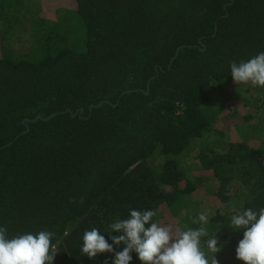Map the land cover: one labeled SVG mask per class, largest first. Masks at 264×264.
I'll use <instances>...</instances> for the list:
<instances>
[{"label": "trees", "instance_id": "obj_1", "mask_svg": "<svg viewBox=\"0 0 264 264\" xmlns=\"http://www.w3.org/2000/svg\"><path fill=\"white\" fill-rule=\"evenodd\" d=\"M53 1L39 15L46 49L0 54V226L54 232L53 264H112L113 253H81L85 230L111 243L104 231L130 209L185 229L204 213L219 264H244L230 218L264 208V145L202 141L231 62L264 51V0ZM212 177L236 189H212Z\"/></svg>", "mask_w": 264, "mask_h": 264}, {"label": "clouds", "instance_id": "obj_2", "mask_svg": "<svg viewBox=\"0 0 264 264\" xmlns=\"http://www.w3.org/2000/svg\"><path fill=\"white\" fill-rule=\"evenodd\" d=\"M230 71L237 85L264 87V51L247 60L232 61ZM79 202L82 204L83 198ZM156 215L154 210L130 209L127 218L115 219L104 231L111 243L99 228L85 230L81 253L90 259L113 253L112 264H131L133 252L142 264H219L216 254L223 245L217 234H209L206 214L199 213L192 221L198 226L186 229L162 225L153 219ZM230 226L243 230L236 258L244 264H264V208H247L232 215ZM55 235L49 230L9 235L8 228L0 226V264H53L59 252L53 243Z\"/></svg>", "mask_w": 264, "mask_h": 264}, {"label": "rangeland", "instance_id": "obj_3", "mask_svg": "<svg viewBox=\"0 0 264 264\" xmlns=\"http://www.w3.org/2000/svg\"><path fill=\"white\" fill-rule=\"evenodd\" d=\"M44 2L45 0H0V14L11 20L5 24L6 21L2 18V15L0 16V43L2 41L0 54L8 51L16 59L28 60L34 58L35 60L36 50L46 49V44L41 39L42 31L39 22V15L42 12L41 4ZM52 2L54 1L52 0ZM13 19H16V21H13ZM3 25L8 26L7 31ZM53 53L50 54L51 57H54L58 51ZM214 97L216 112L214 111L213 132L202 141L203 147L214 148L213 145L217 138L230 146V141H237V139L240 143L246 141L244 137L247 138L246 142L254 141L257 144L264 145V87L253 89L250 84L237 85L231 80H226L219 84V90L214 92ZM225 99H228L227 102H223ZM236 110L238 112L235 113ZM234 114L239 126L232 123L233 118L231 116ZM250 115L253 116L252 122L245 124L243 118ZM215 150L221 151V148L217 146ZM191 158V156L183 158L184 167L189 172L196 169ZM224 187L234 190L236 189V182L224 186L221 179L212 177V189L216 188L218 190ZM210 208L211 206L208 203L205 211L210 213ZM212 220L209 219V223L206 225L207 228L211 225ZM169 221H167L168 224Z\"/></svg>", "mask_w": 264, "mask_h": 264}, {"label": "water", "instance_id": "obj_4", "mask_svg": "<svg viewBox=\"0 0 264 264\" xmlns=\"http://www.w3.org/2000/svg\"><path fill=\"white\" fill-rule=\"evenodd\" d=\"M83 111V110H82ZM50 119V118H49ZM48 120V119H47Z\"/></svg>", "mask_w": 264, "mask_h": 264}]
</instances>
